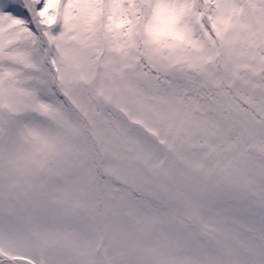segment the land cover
<instances>
[{
	"label": "snow or ice",
	"instance_id": "6c2138e0",
	"mask_svg": "<svg viewBox=\"0 0 264 264\" xmlns=\"http://www.w3.org/2000/svg\"><path fill=\"white\" fill-rule=\"evenodd\" d=\"M0 264H264V0H0Z\"/></svg>",
	"mask_w": 264,
	"mask_h": 264
},
{
	"label": "rangeland",
	"instance_id": "374dc122",
	"mask_svg": "<svg viewBox=\"0 0 264 264\" xmlns=\"http://www.w3.org/2000/svg\"><path fill=\"white\" fill-rule=\"evenodd\" d=\"M126 190H127L126 187L121 185V191H126ZM153 203H155V202H153ZM104 242L107 243L108 242L107 239Z\"/></svg>",
	"mask_w": 264,
	"mask_h": 264
}]
</instances>
